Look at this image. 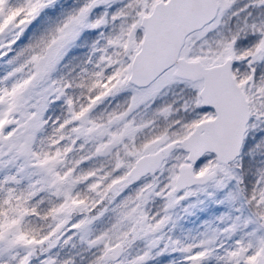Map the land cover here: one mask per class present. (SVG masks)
I'll return each mask as SVG.
<instances>
[{"label": "snow or ice", "instance_id": "snow-or-ice-1", "mask_svg": "<svg viewBox=\"0 0 264 264\" xmlns=\"http://www.w3.org/2000/svg\"><path fill=\"white\" fill-rule=\"evenodd\" d=\"M0 264H264V0H0Z\"/></svg>", "mask_w": 264, "mask_h": 264}]
</instances>
